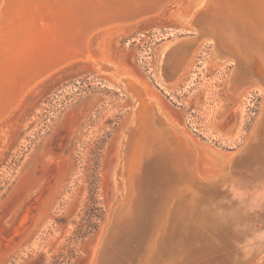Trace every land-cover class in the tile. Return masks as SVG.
Instances as JSON below:
<instances>
[{
	"label": "rangeland",
	"instance_id": "1",
	"mask_svg": "<svg viewBox=\"0 0 264 264\" xmlns=\"http://www.w3.org/2000/svg\"><path fill=\"white\" fill-rule=\"evenodd\" d=\"M196 1L166 0L153 14L94 31L90 53L114 68L71 60L28 88L0 120V264H89L118 193L114 172L121 138L116 141L129 109L115 74L132 75L155 98L192 144L195 170L206 180L213 181L242 146L263 91L249 80L238 87V98L228 93L234 63H215L213 40L199 39L182 20ZM186 38L193 40L185 43L180 78L164 82L158 54L169 44V55ZM165 59V78L173 77ZM206 148L217 155H206ZM157 155L145 158L138 175V219L115 235L103 264L139 262L143 240L177 179L167 155ZM253 264H264V251Z\"/></svg>",
	"mask_w": 264,
	"mask_h": 264
},
{
	"label": "bare ground",
	"instance_id": "2",
	"mask_svg": "<svg viewBox=\"0 0 264 264\" xmlns=\"http://www.w3.org/2000/svg\"><path fill=\"white\" fill-rule=\"evenodd\" d=\"M196 2L182 20L194 28L199 39L209 36L213 40L215 63H234L227 76L230 95L238 98V87L250 81L262 88L259 113L242 146L211 177L213 181L206 180L210 177L203 178L195 170L192 144L155 98L132 75L115 74L116 84L127 95L129 109L125 131L116 141L121 138L114 172L118 193L89 264L108 257L109 252L99 253V247L115 232L113 225L127 221L134 213L139 197L138 175L145 158L154 159L159 152L167 155L177 174L167 194L173 201L162 202L161 213L159 217L156 213L154 227L143 240L144 254L135 264H195L204 258H215V249L221 244L228 245V258L233 264H253L264 251V0ZM160 3L161 0H0V120L28 88L71 60H92L103 70L114 68L90 53L91 34L107 25L153 14ZM191 40L184 39L169 55L166 49L170 45L163 46L155 61L164 82L174 84L179 80L177 70L188 51L185 43ZM163 57L173 68V77L165 78ZM205 153L217 155L207 148Z\"/></svg>",
	"mask_w": 264,
	"mask_h": 264
},
{
	"label": "water",
	"instance_id": "3",
	"mask_svg": "<svg viewBox=\"0 0 264 264\" xmlns=\"http://www.w3.org/2000/svg\"><path fill=\"white\" fill-rule=\"evenodd\" d=\"M165 1L166 0H161V3H160L159 6H162V4ZM136 200H137V205H135V209L136 210L134 209V213L132 214V216L130 218H128L127 221L124 220V222H120L117 225H115V228H114V231L115 232L112 233L110 236H108L106 238V240L103 242L102 246L100 245V247H99V253L109 252L108 250L111 247L110 245H111V242H113L115 235H118L120 233V230L124 229L123 227L127 228L128 225H129V223H132L133 220L139 215V207H138V200H139V198L137 197ZM169 200L173 201V197L171 195H169V196L166 197V200H165L166 203ZM168 205L169 204H167L166 207H168ZM173 208H174V205H173ZM104 237H105V235H104ZM228 253H230V250L228 249V245L226 246L225 244H221L220 247L218 246L217 249H215V252H214V255H213L215 258H212L211 260H207L206 258H204V259L199 260L195 264H203V262H204V264H233L231 262V260L228 258V255H229ZM143 254L144 253L142 251V254L139 255V258L137 260L140 261ZM147 258H149V256ZM103 261L104 260L101 259L98 264H101V263L103 264Z\"/></svg>",
	"mask_w": 264,
	"mask_h": 264
}]
</instances>
